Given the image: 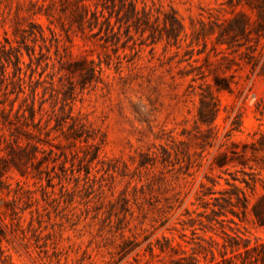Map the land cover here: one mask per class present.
<instances>
[{"label":"rangeland","instance_id":"1","mask_svg":"<svg viewBox=\"0 0 264 264\" xmlns=\"http://www.w3.org/2000/svg\"><path fill=\"white\" fill-rule=\"evenodd\" d=\"M248 1L0 0V264H264V38L219 39Z\"/></svg>","mask_w":264,"mask_h":264},{"label":"trees","instance_id":"2","mask_svg":"<svg viewBox=\"0 0 264 264\" xmlns=\"http://www.w3.org/2000/svg\"><path fill=\"white\" fill-rule=\"evenodd\" d=\"M247 5L249 8L256 14V20L254 21V27L253 30L248 31V20L246 19V15L243 12H239L237 16L234 18L230 19H225L221 25V30L219 31V39L222 43H227L231 44L233 41H235V38L238 36L237 34L240 33L242 35L248 36L251 33H254L257 36L258 41H260L261 38H264V0H251L247 2ZM241 16V18H239ZM243 17V18H242ZM241 20V21H240ZM238 22V27L237 30L235 31V27L233 26L234 24H237ZM238 32V33H237ZM42 33V31H41ZM32 36L36 37V34L34 32L30 33ZM41 37L43 38V34H41ZM257 49H252V52L247 54V63L252 66V69H256L259 66L260 58L259 56L255 55V51ZM17 61L18 63L20 62V57L17 55ZM83 65H85V69H80L81 76L80 78L85 81V84L88 82H91L95 77H96V67L93 65L92 61H87L85 60L83 62ZM260 69L264 71V62L262 63ZM34 113V111H33ZM34 116V115H33ZM7 121V120H5ZM73 134L76 138H81L82 134L79 129H75L73 131ZM13 138L8 140L5 137L3 138L4 142L6 143V146L8 147V155L10 156V160L17 168L18 172L22 175L25 176L28 174V164L33 166L35 164V161L38 162L39 156L38 153L41 152V148L37 145H27L23 146L22 143L20 142V138L13 134ZM1 137V136H0ZM89 136L87 135L86 137V142L89 140ZM1 141L2 139L0 138V146H1ZM0 151H3V149L0 147ZM93 159L97 158V155H93ZM42 161H39L38 163H41ZM4 173H0V188L2 189L4 187V181L1 179L3 177ZM41 179V177H40ZM51 180L52 178L50 175L47 176V181L49 182L48 186L51 185ZM246 205V204H245ZM255 216L259 220L260 226H264V219H260V217L255 213ZM259 247L261 249H264V243H261L256 245L255 247L249 248L248 246L245 247V253H252L253 251L256 252L258 251ZM191 259L194 261V258L189 257V258H181L180 260H177L173 262L172 264H194L188 262V260ZM261 259L264 260V251L261 255Z\"/></svg>","mask_w":264,"mask_h":264}]
</instances>
